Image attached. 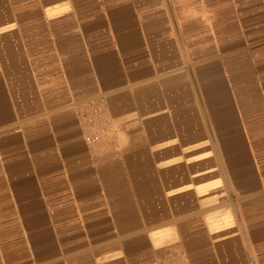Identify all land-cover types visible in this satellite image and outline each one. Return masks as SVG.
I'll list each match as a JSON object with an SVG mask.
<instances>
[{
	"label": "crops",
	"instance_id": "obj_1",
	"mask_svg": "<svg viewBox=\"0 0 264 264\" xmlns=\"http://www.w3.org/2000/svg\"><path fill=\"white\" fill-rule=\"evenodd\" d=\"M0 264H264V0H0Z\"/></svg>",
	"mask_w": 264,
	"mask_h": 264
}]
</instances>
